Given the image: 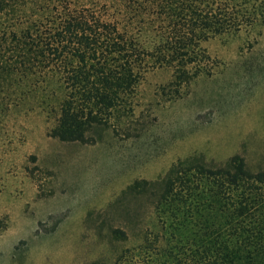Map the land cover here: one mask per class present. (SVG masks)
<instances>
[{
  "label": "trees",
  "instance_id": "obj_1",
  "mask_svg": "<svg viewBox=\"0 0 264 264\" xmlns=\"http://www.w3.org/2000/svg\"><path fill=\"white\" fill-rule=\"evenodd\" d=\"M239 1L33 0L23 18L0 23V82L45 92L57 111L49 135L94 142L102 127L132 124L149 71L170 70L165 86L177 96L209 74L203 43L250 21ZM6 7L0 0L1 14ZM254 19L264 24V13ZM109 205L140 224L139 242L115 264H264V168L240 152L180 157L158 177L129 183ZM112 231L129 239L122 227Z\"/></svg>",
  "mask_w": 264,
  "mask_h": 264
},
{
  "label": "rangeland",
  "instance_id": "obj_2",
  "mask_svg": "<svg viewBox=\"0 0 264 264\" xmlns=\"http://www.w3.org/2000/svg\"><path fill=\"white\" fill-rule=\"evenodd\" d=\"M32 1L7 0L0 23L23 18ZM240 1L250 21L203 43L209 74L177 96L165 86L170 70L149 71L132 124L102 127L94 142L49 135L57 111L45 92L2 79L0 264H115L139 242L140 224L126 223L109 204L135 179H154L190 153L224 160L240 152L264 168V24L254 19L264 3ZM132 206L139 209L137 200ZM115 227L129 239L113 235Z\"/></svg>",
  "mask_w": 264,
  "mask_h": 264
}]
</instances>
